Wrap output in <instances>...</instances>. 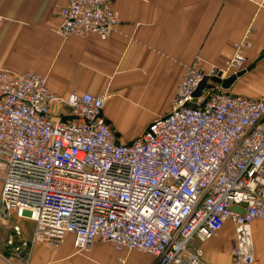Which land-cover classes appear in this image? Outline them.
I'll return each instance as SVG.
<instances>
[{"label": "built area", "instance_id": "obj_1", "mask_svg": "<svg viewBox=\"0 0 264 264\" xmlns=\"http://www.w3.org/2000/svg\"><path fill=\"white\" fill-rule=\"evenodd\" d=\"M59 15L61 35L106 38L120 22L111 0H66ZM248 33L221 66L189 65L171 109L130 142L106 122L105 95L62 97L43 74L0 69V211L32 219L34 240L71 232L78 251L108 241L152 264H220L190 243L230 220L223 264H261L250 223L264 219V101L210 79L193 95L204 76L246 67Z\"/></svg>", "mask_w": 264, "mask_h": 264}, {"label": "crops", "instance_id": "obj_2", "mask_svg": "<svg viewBox=\"0 0 264 264\" xmlns=\"http://www.w3.org/2000/svg\"><path fill=\"white\" fill-rule=\"evenodd\" d=\"M111 1L120 22L100 38L58 33L66 0H0V69L43 74L62 97L71 91L105 95L106 122L120 141L130 142L142 132L131 128L136 108L163 106L150 122L166 114L189 65L221 66L249 30L246 70L229 90L264 101V0ZM34 231L32 219L0 211V264H152L155 259L137 249L117 250L108 241L78 251L71 232L49 242L34 240ZM250 232L254 254L264 264V219H253ZM233 236L227 220L212 238L193 239L190 246L200 247L208 262L229 263Z\"/></svg>", "mask_w": 264, "mask_h": 264}, {"label": "rangeland", "instance_id": "obj_3", "mask_svg": "<svg viewBox=\"0 0 264 264\" xmlns=\"http://www.w3.org/2000/svg\"><path fill=\"white\" fill-rule=\"evenodd\" d=\"M163 110L164 107L161 105L136 108L135 109L136 114L131 122V128L134 129L136 132L143 130L150 123L149 121L150 118H152V116H154L157 113L159 114Z\"/></svg>", "mask_w": 264, "mask_h": 264}, {"label": "water", "instance_id": "obj_4", "mask_svg": "<svg viewBox=\"0 0 264 264\" xmlns=\"http://www.w3.org/2000/svg\"><path fill=\"white\" fill-rule=\"evenodd\" d=\"M245 68L237 71L235 74L228 76L227 78L220 79L217 75L216 76H204L203 79L198 84L197 88L193 92V95L198 96L200 94L201 89L205 86L207 79L219 82L223 88H230L233 82L236 80L238 76L245 72ZM5 213V210H4Z\"/></svg>", "mask_w": 264, "mask_h": 264}]
</instances>
